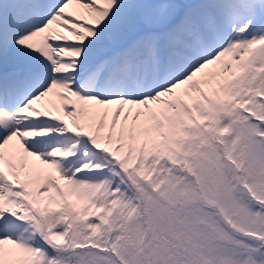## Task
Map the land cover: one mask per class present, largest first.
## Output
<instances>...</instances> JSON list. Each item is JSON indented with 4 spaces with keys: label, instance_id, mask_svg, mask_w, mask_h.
Instances as JSON below:
<instances>
[{
    "label": "snow or ice",
    "instance_id": "snow-or-ice-1",
    "mask_svg": "<svg viewBox=\"0 0 264 264\" xmlns=\"http://www.w3.org/2000/svg\"><path fill=\"white\" fill-rule=\"evenodd\" d=\"M0 264H264V0H0Z\"/></svg>",
    "mask_w": 264,
    "mask_h": 264
}]
</instances>
